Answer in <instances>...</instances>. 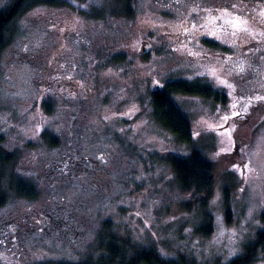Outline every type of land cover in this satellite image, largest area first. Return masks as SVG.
Instances as JSON below:
<instances>
[{
    "label": "rangeland",
    "instance_id": "obj_1",
    "mask_svg": "<svg viewBox=\"0 0 264 264\" xmlns=\"http://www.w3.org/2000/svg\"><path fill=\"white\" fill-rule=\"evenodd\" d=\"M180 79L229 97L175 95L193 144L153 115L152 91ZM0 133L38 190L0 208V264L77 262L106 221L166 257L230 262L264 229V0H133L130 14L121 0L31 4L0 54ZM194 147L215 165L205 212L189 209L163 159ZM205 213L207 237L196 231Z\"/></svg>",
    "mask_w": 264,
    "mask_h": 264
},
{
    "label": "trees",
    "instance_id": "obj_2",
    "mask_svg": "<svg viewBox=\"0 0 264 264\" xmlns=\"http://www.w3.org/2000/svg\"><path fill=\"white\" fill-rule=\"evenodd\" d=\"M132 1L121 0L128 14L132 11ZM33 3L59 5L61 0H15L10 6L0 9V54L7 44V34L12 22ZM209 44L218 46L213 40L209 41ZM178 93L202 96L224 105L227 104L229 97L226 92L216 89L211 83L203 80H169L162 89L152 91L153 115L157 122L174 134L178 141L193 144V126L189 116L175 100V95ZM239 108L243 114L240 120H243L245 115H249V111H243L244 107ZM43 137L51 144L57 143L58 140L57 137L47 133H43ZM239 139L237 136L236 140ZM4 140V135L0 133V208L8 202L12 194L29 199L38 197L35 184L18 176L17 153L6 152L2 145ZM163 159L175 172L180 190L192 195L188 203L189 209H202L205 212L215 190L214 162L201 149L195 147L189 153L169 151ZM229 204L228 201L226 203L228 218L231 217ZM113 228L112 221L103 223L96 245L85 258L77 262L65 261L51 264H197L186 255L166 257L155 245L141 244L131 236L120 235ZM213 230V218L209 213H205V220L196 231L207 237ZM261 258H264V229L259 230L254 239L244 245L240 255L226 264H254Z\"/></svg>",
    "mask_w": 264,
    "mask_h": 264
},
{
    "label": "snow or ice",
    "instance_id": "obj_3",
    "mask_svg": "<svg viewBox=\"0 0 264 264\" xmlns=\"http://www.w3.org/2000/svg\"><path fill=\"white\" fill-rule=\"evenodd\" d=\"M234 27H237V28L240 27V21H239V20H237V21L234 23ZM245 30H246V29H245Z\"/></svg>",
    "mask_w": 264,
    "mask_h": 264
},
{
    "label": "water",
    "instance_id": "obj_4",
    "mask_svg": "<svg viewBox=\"0 0 264 264\" xmlns=\"http://www.w3.org/2000/svg\"><path fill=\"white\" fill-rule=\"evenodd\" d=\"M144 46H146V42H144Z\"/></svg>",
    "mask_w": 264,
    "mask_h": 264
},
{
    "label": "flooded vegetation",
    "instance_id": "obj_5",
    "mask_svg": "<svg viewBox=\"0 0 264 264\" xmlns=\"http://www.w3.org/2000/svg\"><path fill=\"white\" fill-rule=\"evenodd\" d=\"M189 36V35H188Z\"/></svg>",
    "mask_w": 264,
    "mask_h": 264
}]
</instances>
